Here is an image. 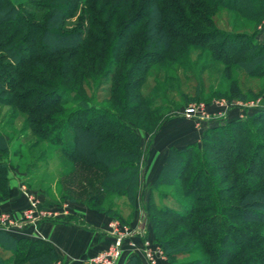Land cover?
Instances as JSON below:
<instances>
[{"label": "trees", "instance_id": "16d2710c", "mask_svg": "<svg viewBox=\"0 0 264 264\" xmlns=\"http://www.w3.org/2000/svg\"><path fill=\"white\" fill-rule=\"evenodd\" d=\"M48 1L0 0V105L24 115L36 135L59 145L70 173L93 170L95 192L87 193L86 205L110 218L124 221L111 205L104 207V198L122 197L130 206L140 199L148 143L141 151L135 130L148 134L152 128V138L167 121L157 116L162 106L142 92L151 68L176 63L194 47L224 77L211 96L242 99L264 90V42L255 32L219 29L212 19L222 9L234 15L233 22L239 17L253 27L248 20L264 14V0ZM78 1L81 26L56 31L76 13ZM25 10L40 14V23ZM234 68L260 81V91L240 89ZM99 88L106 91L107 107L91 102ZM192 90L203 92L201 85ZM68 103L74 109L62 113ZM7 143L0 134V153ZM6 172L0 161V199L7 195ZM162 186L175 192L178 211L155 204L153 190ZM149 190L144 215L168 264L198 252L178 264H264V110L205 129L199 144L169 147ZM185 240L192 245L186 250L180 244ZM7 258V264H53L57 255L46 241L14 239L0 230V259ZM124 264L141 262L132 255Z\"/></svg>", "mask_w": 264, "mask_h": 264}, {"label": "rangeland", "instance_id": "374dc122", "mask_svg": "<svg viewBox=\"0 0 264 264\" xmlns=\"http://www.w3.org/2000/svg\"><path fill=\"white\" fill-rule=\"evenodd\" d=\"M29 1L36 5L50 4V1L48 0ZM64 2H75V0H64ZM78 4L79 5L76 13L70 19L64 20L57 24L55 28L56 31L68 32L81 26L84 21L82 7L83 3L82 1H78ZM242 4V6H247L248 2L243 1ZM23 12L31 21L40 23V14H34L33 12L28 13L29 10H25ZM43 14L45 15L46 13ZM233 16L234 15L232 13L226 12L222 9H217V13L212 18L213 24L215 27L223 30L232 29L235 32H255L256 40L258 42H264V14L258 18L248 20L251 23L253 22V27L245 25V20L240 19L239 17L235 19V22H233ZM2 64L10 63L8 60L6 61L3 59ZM203 65L208 67L207 69L205 68L203 71H200L201 68H203ZM218 69L219 66L216 63L210 61L209 59H205V54L203 51L194 47H190L188 48L186 57H181V59H179L176 63H165L163 65L151 68L146 75L142 92L148 98H155L153 103L155 105L158 104L156 106H162V108L158 109V118H167L166 122L174 121L179 123L181 121H187L190 123L193 129L199 133L202 130L204 131L208 128L222 126L226 122L244 120L246 117L240 120L237 116L240 113L239 110L241 108L243 109L242 105L244 104H256L254 108H250L248 112L249 115L264 110V90H259L260 81L249 80L245 78L244 74L236 68L232 70V73L234 78L237 80V86L240 89H244L246 86L250 85L254 89V92H256L255 94L260 91L259 94L255 97H246L242 99H232L220 95L211 96V93L222 89L220 82L223 83L222 79H224V77L222 74L220 75ZM219 80L221 81L219 82ZM197 85L202 86L203 92L201 94L195 95L192 89ZM89 89L86 91L87 94L91 93V89ZM92 92L94 93V99H92L91 102L99 106L107 107L106 91L102 88H99ZM215 102H221L222 106L231 105V109L228 111L230 118L225 121L214 122L208 126L207 124H204V122L202 123L197 119L187 120L181 115L182 110L186 106L199 104H203L206 108L208 107L206 110L207 112H213L215 111V107H217ZM154 104H151V107H156ZM173 105H175V107H173ZM74 107V103H68L67 105L63 106L62 113L67 114L68 112L72 111ZM23 118H25L24 115L16 112L13 108L0 105V134L3 135L6 140H8L6 151L4 153H0V161L5 163L7 166L6 197L8 196L9 181L14 180L15 182L18 181L16 185L18 188L16 191L18 192V197L20 196L22 200H25V204L21 208L16 209L11 213L5 209L0 210V224L2 223L4 225H0V230L7 228L8 222L21 223L22 221H18V218L23 212L29 210L34 202H36V205L39 209L50 210L52 213H54L55 215L51 216V219L53 220L58 219L59 213L63 212L62 205H66L68 203H81L87 206V193H89L90 190H92L90 194H94L95 192V188H90V183H92V181L94 182V177L92 175L93 170H90L87 174L86 168L85 170L80 168V170H77V172L74 171L70 173L69 169L71 168V165L61 157L59 153V145L49 143L48 137L40 138L39 135H36L32 131L30 126L23 122ZM165 123H163V125H165ZM163 125L157 128V132L152 138L148 137V134L152 132V128L148 134L138 129L135 130L139 136L138 147L141 151L144 150V146L148 143L142 170L144 169L147 162L146 160L149 157V149L151 147L150 144L153 146V140H155L158 133L163 128ZM49 136H52V134ZM66 138H68V136H66ZM67 144H70L69 140L67 141ZM197 144H199V142ZM77 174H79V177ZM75 179L77 182L74 181ZM143 181L140 183L143 186L140 185V188H137L140 201L135 202L133 206H130L126 199L122 197L104 198V207L111 205L112 208H115V211L120 213L126 223H123L124 221L122 222L117 218L109 217V219L116 220L118 223L130 228L132 227V224H135L137 218V221H140L139 217L144 219L145 222L149 223L147 218H145L146 216L144 215L143 207L146 204L148 193L150 191L149 186L151 183L148 181L147 177H144ZM38 190H40L41 193ZM38 194H42L45 197V203L37 200L36 197ZM166 195H168L167 198H165ZM153 196L156 205L166 204L170 207L174 206L172 208H174L175 211H178L176 208L178 206L175 204L173 205L172 202L173 198L175 197V192L170 187L162 186L154 189ZM5 198L0 199V202H2ZM178 198L180 201H185L183 197ZM143 237L154 242L153 235H143ZM186 242L187 241L185 240L181 241L180 243L185 244L183 248L184 250L192 246L189 245V242ZM157 246L163 255L162 259L167 261L160 246ZM197 256H199V252L187 256H181L180 258L174 260L173 264L192 260L197 258ZM2 261L1 262L3 264H7L6 261L9 262V259H3ZM141 264L144 263L141 262Z\"/></svg>", "mask_w": 264, "mask_h": 264}, {"label": "crops", "instance_id": "0c3cea01", "mask_svg": "<svg viewBox=\"0 0 264 264\" xmlns=\"http://www.w3.org/2000/svg\"><path fill=\"white\" fill-rule=\"evenodd\" d=\"M202 131L197 132L187 121L166 122L153 140V146L152 144H150L151 147L149 145V157L142 170L141 181L144 180V177H147L150 183L153 181L161 168L169 147L181 148L187 144H197ZM17 183L18 181H9L8 196L0 202V210L5 209L11 213L25 204V200L17 195ZM38 191L40 192V190ZM36 198L42 203L46 202L42 194H38ZM62 206L63 212L59 213L58 219L41 221L33 225L17 223L1 230L14 239L24 238L31 241L43 240L48 242L57 255L53 264H85L89 257L104 250L109 245L110 239L105 234V225L109 217L81 203H68ZM137 219L132 227H138L143 235L151 236L149 224L141 217H139L140 221ZM136 240L140 241V238L137 236ZM132 255V252L125 249L116 264H124ZM139 260L141 261L140 258ZM156 264L168 263L161 258L157 260Z\"/></svg>", "mask_w": 264, "mask_h": 264}, {"label": "built area", "instance_id": "2783aa9c", "mask_svg": "<svg viewBox=\"0 0 264 264\" xmlns=\"http://www.w3.org/2000/svg\"><path fill=\"white\" fill-rule=\"evenodd\" d=\"M215 111L207 112V108L203 104L186 106L182 110V117L187 120L197 119L204 122L208 126L217 121H225L230 118L228 111L231 105H223L222 103L215 102ZM256 104H244L243 109L239 110L237 115L240 120L249 115L250 108H254ZM245 108V109H244ZM55 215L50 210H41L37 207L36 202L32 207L23 212L18 218L19 222H8V226L15 224H28L33 225L41 221L51 220V216ZM4 226L2 223L0 224ZM7 226V227H8ZM105 234L110 239L109 245L102 251L89 257L85 264H116L122 256L125 249L136 255L144 264H156L157 260L163 257L159 251L158 246L151 240L143 237L141 230L138 227H127L118 223L116 220L109 219L105 225ZM140 241L136 240V237Z\"/></svg>", "mask_w": 264, "mask_h": 264}]
</instances>
